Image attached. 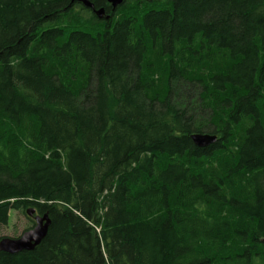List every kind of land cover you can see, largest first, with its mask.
Segmentation results:
<instances>
[{
  "label": "trees",
  "instance_id": "1",
  "mask_svg": "<svg viewBox=\"0 0 264 264\" xmlns=\"http://www.w3.org/2000/svg\"><path fill=\"white\" fill-rule=\"evenodd\" d=\"M88 1L0 0V264H264V0Z\"/></svg>",
  "mask_w": 264,
  "mask_h": 264
},
{
  "label": "water",
  "instance_id": "2",
  "mask_svg": "<svg viewBox=\"0 0 264 264\" xmlns=\"http://www.w3.org/2000/svg\"><path fill=\"white\" fill-rule=\"evenodd\" d=\"M123 1L124 0H107L111 8V13L115 12V10L123 4ZM77 2L82 4L83 7L92 10L98 20L108 21L110 19L111 15L107 14L103 8L95 10L93 4L88 0H77ZM190 139L194 146L199 148L208 147L217 141L216 136L208 134H192ZM26 215L33 220V228L24 232L17 239L1 238L0 253L15 255L24 251H32L44 239L50 224L48 215L46 214L42 217L35 216L34 208H28L26 210Z\"/></svg>",
  "mask_w": 264,
  "mask_h": 264
},
{
  "label": "rangeland",
  "instance_id": "3",
  "mask_svg": "<svg viewBox=\"0 0 264 264\" xmlns=\"http://www.w3.org/2000/svg\"><path fill=\"white\" fill-rule=\"evenodd\" d=\"M92 11V10H91ZM94 14V13H93ZM30 222L20 212H11L7 225L0 226V239H17L30 226Z\"/></svg>",
  "mask_w": 264,
  "mask_h": 264
},
{
  "label": "bare ground",
  "instance_id": "4",
  "mask_svg": "<svg viewBox=\"0 0 264 264\" xmlns=\"http://www.w3.org/2000/svg\"><path fill=\"white\" fill-rule=\"evenodd\" d=\"M99 9V8H98ZM71 24H72V22H71ZM74 26V25H73ZM71 31V30H70ZM46 58H48V57H46ZM6 136V135H5ZM6 139V138H5ZM35 153V152H34ZM28 231V230H27Z\"/></svg>",
  "mask_w": 264,
  "mask_h": 264
}]
</instances>
